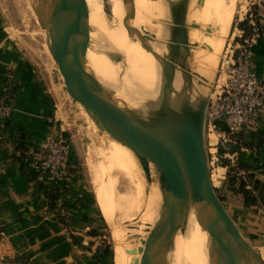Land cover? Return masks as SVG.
<instances>
[{
    "label": "water",
    "instance_id": "water-1",
    "mask_svg": "<svg viewBox=\"0 0 264 264\" xmlns=\"http://www.w3.org/2000/svg\"><path fill=\"white\" fill-rule=\"evenodd\" d=\"M171 38L169 53L150 47L162 67L160 93L156 100L131 106L101 86L87 63L90 37L87 0H31L47 47L64 79L66 91L102 135L130 149L136 157L147 191L156 185L162 200L153 210L154 220L145 224L146 236L128 253L140 255L134 264H161L156 239L176 233L190 211L208 232L214 264H264L260 253L243 236L211 179L207 148V114L210 95L192 98L196 81L193 54L198 44L188 22L190 0H170ZM124 22L131 32L133 0L127 3ZM150 46V45H149ZM177 72L184 78L181 103L171 102ZM147 183V185H146Z\"/></svg>",
    "mask_w": 264,
    "mask_h": 264
},
{
    "label": "crops",
    "instance_id": "crops-1",
    "mask_svg": "<svg viewBox=\"0 0 264 264\" xmlns=\"http://www.w3.org/2000/svg\"><path fill=\"white\" fill-rule=\"evenodd\" d=\"M248 9L249 5L244 14ZM258 15L263 35L253 60L264 78V6L258 8ZM6 23L0 2V264H112L105 254L107 221L80 165L59 188L69 193L52 203L51 190L37 181L38 174L24 160L25 150L37 148L52 131H63L54 95L57 89L50 86L52 75L43 73ZM3 99L9 113L3 109ZM223 134L222 129L210 134L215 156L210 161L212 183L264 262V205L247 207L243 194L225 185L229 168L220 165L218 147ZM243 144L241 153L235 152L238 160L264 183V115L244 130ZM76 151L73 148L72 162H78Z\"/></svg>",
    "mask_w": 264,
    "mask_h": 264
},
{
    "label": "bare ground",
    "instance_id": "bare-ground-1",
    "mask_svg": "<svg viewBox=\"0 0 264 264\" xmlns=\"http://www.w3.org/2000/svg\"><path fill=\"white\" fill-rule=\"evenodd\" d=\"M108 1L110 14L114 19L113 23L110 24H108L109 21L102 2L100 0H87L89 7L88 27L90 28L87 49L88 67L95 74L101 86L115 97L123 99L131 106H142L156 100L160 93L162 67L150 47L161 55L169 53L168 43L170 42L172 27L170 5L172 1L133 0L134 10L130 15V21L132 25L141 30L143 35L141 37L131 32L124 22L129 0ZM234 12V0H190L188 22L196 23L200 27V29L192 30L190 34L191 39L198 44L193 54V67L197 73L195 85L191 90L194 99L199 95H206L205 86L214 77L217 58L223 48L226 35H228L227 32L230 29ZM183 87V75L177 72L171 97L174 107H178L181 103L180 97L183 96ZM84 113L90 121L93 134H95L100 145L99 153L103 161L98 162L100 167L91 166L90 173L95 177L92 183L95 185L96 198L108 224L116 227L118 222H116L115 215L118 207L115 205L113 190L117 178L109 177L107 180L101 178L107 172L109 174L113 170H118L137 186V189L134 187L136 191L134 190L132 196L131 193H129V197L126 196L127 198L132 197V205L127 204V206L119 207V210L121 208L122 211L125 210L126 222L129 223L135 237L140 239L134 245L128 246L125 241L127 237L124 236H127L128 232L127 234L122 232L123 235L120 234L119 230H115L113 234L115 264H134L140 255L128 253V250L141 246L139 242L146 236V233L141 230H146L145 224L155 219L153 210H156L162 196L156 185L151 186V191H144L145 180L140 174L139 163L133 152L98 132L97 126L85 110ZM100 171L103 176L97 178L96 176ZM127 198L121 199L127 201ZM130 206L131 208L134 207L133 211L136 212H130ZM137 211H146L145 215L138 221V225L132 223L134 219H137L134 217V215H138ZM124 226L126 225L124 224ZM156 244L161 264H214L215 262L209 234L199 224L192 211L185 216L176 233L157 238Z\"/></svg>",
    "mask_w": 264,
    "mask_h": 264
},
{
    "label": "built area",
    "instance_id": "built-area-1",
    "mask_svg": "<svg viewBox=\"0 0 264 264\" xmlns=\"http://www.w3.org/2000/svg\"><path fill=\"white\" fill-rule=\"evenodd\" d=\"M264 0H255L248 11L235 24L234 37L222 57L216 85L210 94L207 128L224 134L218 144L226 147L234 142V136L244 129L257 125L264 115V78H261L254 63V49L263 35L259 22L258 8ZM248 21L250 31L240 27ZM3 109L10 112V106ZM73 145L63 132L52 131L37 148L24 151V160L38 174L37 181L46 184L49 190L61 188L79 169L78 162H72ZM231 166H237L238 154L226 153Z\"/></svg>",
    "mask_w": 264,
    "mask_h": 264
},
{
    "label": "rangeland",
    "instance_id": "rangeland-1",
    "mask_svg": "<svg viewBox=\"0 0 264 264\" xmlns=\"http://www.w3.org/2000/svg\"><path fill=\"white\" fill-rule=\"evenodd\" d=\"M100 1L102 2L104 6L105 13L109 21L108 24L113 23L114 19L110 14L109 1L108 0H100ZM234 1H235V12H234L233 19L229 27L230 29L227 32L228 35H226L223 48L217 58V67L213 73L214 77L213 79L209 80L210 86H209V82H208V85L205 86V89H206L205 94L207 96L211 94L214 86L216 85L222 57L224 55L226 48L228 47V44L232 41V38L234 37L235 24H237L240 18L243 17V14L246 11L248 5H250L255 0H234ZM0 2H1L3 13L6 16V21H7L6 24H8V31L10 32V34L25 48L27 52H29V54H31L32 59L36 63H38L37 65L39 66L40 69H42L43 73L47 75L50 74V76L52 75L53 81L51 80V77H49V83L50 81H52V83H50L51 89L52 88L53 90L55 88L57 89V91L55 90V93L54 92L53 93L56 97L58 117L62 125V131L68 135V137L70 138L72 142L73 148H76L77 150L76 153L79 156L78 164L80 165L81 171L86 176V181L88 182V185L91 187V190L93 191V194L95 196L97 207L101 211L98 200L96 198L95 185L92 183L94 182L95 177L91 175L90 168L91 166L92 167L94 166L95 168L100 167V163L98 162H102L103 160L99 153L100 145L97 142L95 134H93L94 132H93L92 125L84 113V108L81 104L79 106L78 104L74 103L71 96L66 91L64 79L61 76L58 66L55 63L47 47L44 32L38 22L37 16L32 7L31 0H0ZM202 48L205 49V47H202ZM46 78L48 79V77ZM210 134H213V132L209 131L207 128V148H208L209 158L211 157L210 161L212 162L213 161L212 157L214 156V152H213L214 146L211 144L213 143V141L210 137ZM94 146L96 149L94 148ZM96 150L98 151V153ZM94 163L96 164V166ZM100 173L101 171L96 176L97 178L99 177L101 178V176H103V173L101 174ZM109 174L107 172L101 179L107 180L109 177H112L114 179L117 178L116 180L117 183L116 184L114 183L115 189L113 190H114L115 201H116L115 205L118 207V208L116 207L118 211H116L115 213L116 222L117 221L118 222L116 223L117 225L116 227H113L107 223V230H108L107 240L109 242V246H111V249H112V256L110 257L112 260V264H115V239L113 235L115 230L117 231L119 230V232H121L120 234H123V235L124 233L127 234L128 232L127 236L124 235L125 237H127L125 238V241L128 246H130L131 244L134 245L140 239L138 237H135V233L133 232L132 228L129 226V223L126 222L127 218L125 216V210H123L124 212L122 211V208L121 210H119V207L127 206V204L132 205V201H131L132 197H130L131 198L130 199V198H127L126 196L129 197L130 195L129 193H131V196H132V193L134 192V190L136 191L137 186H136V183H133L130 179L123 176L120 172H118V170L117 171L113 170L111 171V173L109 172ZM111 174L113 175L111 176ZM143 188L145 189L144 191L147 192L145 185L143 186ZM120 197L127 198V201L126 199H121ZM119 204L120 206H118ZM130 208H129L130 212H136V211H133L134 207L131 209ZM142 212L143 211H137V214L140 217L138 215L137 216L134 215V217H137V219H134L132 221L133 224L135 223L138 225V221L141 220L143 215H145L146 211L143 212L144 214ZM124 224L126 226H124ZM128 228H131V229H128ZM156 251L158 254L157 244H156ZM157 260L159 261V254L157 256Z\"/></svg>",
    "mask_w": 264,
    "mask_h": 264
},
{
    "label": "trees",
    "instance_id": "trees-1",
    "mask_svg": "<svg viewBox=\"0 0 264 264\" xmlns=\"http://www.w3.org/2000/svg\"><path fill=\"white\" fill-rule=\"evenodd\" d=\"M240 27L248 32L250 31L248 21L241 22ZM244 130L234 136V142L228 143L226 147L219 146L220 165L229 168L225 184L227 185V188L242 193L247 207H258L264 205V183H261L251 172H249V165L238 160L237 166H231L230 160L225 157L227 152L241 153L242 147L244 146ZM242 171L245 173L244 175H241ZM50 192V200L54 203L60 197L66 195V193L68 194L69 190H60L57 187H53ZM105 254L112 256L111 246H106Z\"/></svg>",
    "mask_w": 264,
    "mask_h": 264
}]
</instances>
